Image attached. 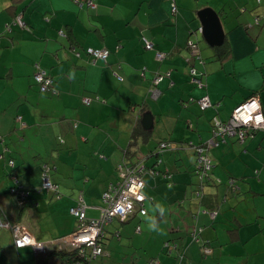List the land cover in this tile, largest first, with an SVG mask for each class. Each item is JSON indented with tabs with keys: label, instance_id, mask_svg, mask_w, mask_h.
Wrapping results in <instances>:
<instances>
[{
	"label": "crops",
	"instance_id": "0c3cea01",
	"mask_svg": "<svg viewBox=\"0 0 264 264\" xmlns=\"http://www.w3.org/2000/svg\"><path fill=\"white\" fill-rule=\"evenodd\" d=\"M226 4L192 9L178 0H0V264L20 260L12 229L20 227L47 247L36 255L29 246L36 260L57 264L49 253L68 248L76 228L71 209L82 205L88 217V209L101 216L118 167L140 161L156 171L144 177L147 214L106 228L99 264H146L152 258L160 264H264V154L251 150L264 147V131L209 148L214 168L204 184L194 173L192 145L209 144L214 118L228 121L252 96H259L264 112V1ZM205 9L220 15L221 46L200 42L198 14ZM19 17L25 26L16 23ZM191 41L199 59L189 58ZM223 45L230 55L222 60L217 49ZM89 48L110 56L93 62ZM158 53L167 57L159 61ZM36 65L54 79L53 91H39ZM192 68L202 88L192 83ZM158 74L163 79L153 85ZM86 97L93 99L89 106ZM203 98L210 108L201 107ZM147 113L153 115L151 131L142 125ZM136 125L142 133L127 155ZM163 141L179 147L159 157ZM45 167L58 193L43 189ZM252 171L256 183L249 182ZM232 181L239 191L231 190ZM13 187L31 190L27 204L20 206ZM158 204L164 215L155 211ZM153 219L164 234L150 229ZM194 232L201 242L193 240Z\"/></svg>",
	"mask_w": 264,
	"mask_h": 264
},
{
	"label": "built area",
	"instance_id": "2783aa9c",
	"mask_svg": "<svg viewBox=\"0 0 264 264\" xmlns=\"http://www.w3.org/2000/svg\"><path fill=\"white\" fill-rule=\"evenodd\" d=\"M263 1L264 0H257V3L261 5ZM88 6L94 7V4L90 1ZM172 10L174 13L177 11L175 4L172 6ZM16 23H19L20 26H25L21 20V17L16 20ZM256 23L260 24L261 20L256 19ZM60 34L64 35L62 31ZM142 41L146 48L150 50L154 48V45L149 42L147 38L143 37ZM188 51L189 58L191 60L199 59L200 51L196 42L191 41L188 44ZM85 52L90 57V59L93 60V62H106L110 56V51L106 49L97 50L89 48ZM76 54L77 56H80V53L77 51ZM166 57L167 55L165 53H158L157 55V59L159 61L164 60ZM141 76L145 77V73L143 72ZM190 76L194 85L200 88L204 86L201 77H199L197 71L194 68L191 69ZM33 77L41 93L53 91L55 84L54 79L49 77L46 71L43 70L39 65H36V72L34 73ZM162 79L163 76L158 74L153 80V85H157ZM96 100L99 101V97H96ZM253 101L259 103L260 112L264 113L259 96H252L234 109L228 121L223 122L218 118L213 119V137L212 140L209 141V144L195 149L192 146L197 156V175L200 179H202L201 181H203V178L208 177L209 173L214 168L213 162L208 155L209 148L224 143L227 138L236 137L238 141L244 142L253 138L255 133L264 131V124L257 128L254 126V123H249L247 125L243 123V120L246 118L247 111L250 110L245 108V105L250 106ZM92 102V98L86 97L83 99V103L86 106H89ZM199 103L203 109L210 108L212 106L208 98L201 99ZM255 114L257 113H254V115ZM17 119L18 121H21V117H18ZM23 126H25L24 123ZM171 149L172 148L168 142H161L158 146L157 152L159 154H163L167 150ZM9 164L12 167L14 166L13 161H10ZM47 173L48 170L46 169L45 173L43 174V189L52 193H58V186L51 182ZM118 173L119 177L117 181L110 183L103 195L105 207L101 209V216L99 219L89 218L86 214L85 206L80 205L71 209V215L76 219L75 231L67 239L69 245L67 249L74 251L76 257V261L72 262V264H94L95 260L104 255V239L106 236V228L114 220L124 222L130 219L137 212L143 216L147 214L144 206V202L146 200V196L143 193L145 187L144 177L149 173L153 174V172L147 169L143 161H140L136 164H128L124 162L118 167ZM15 180L17 182L16 178ZM13 193L17 194L18 203L20 206H23L27 204L31 190L20 188L17 191L14 190ZM4 226L11 228L8 222L5 223ZM20 228H12L14 233L15 247L17 249H24L31 246L34 247L36 255L45 254L47 247L44 244L37 243L34 238L29 235V233L22 231ZM192 236L194 241L201 242L197 232H194ZM25 238H27L30 243L24 247H18V242L23 243ZM165 245L168 249H177V245H171L169 242H167ZM203 252L205 255L211 254V250L207 247H203ZM182 258L183 256H181V259ZM146 264H160V261L154 258L150 259Z\"/></svg>",
	"mask_w": 264,
	"mask_h": 264
},
{
	"label": "rangeland",
	"instance_id": "374dc122",
	"mask_svg": "<svg viewBox=\"0 0 264 264\" xmlns=\"http://www.w3.org/2000/svg\"><path fill=\"white\" fill-rule=\"evenodd\" d=\"M182 5H183V3H186V5H187V7H189V8H192V9H196L197 7H201V6H203V5H206V4H209V3H211V5H214V6H219L218 8H222V7H224V5L226 4V2H229L230 0H178ZM255 2V1H254ZM254 2H252L253 4H254ZM227 5V4H226ZM177 6H179V7H181V5L180 4H177ZM185 6V5H184ZM257 6V5H256ZM194 21L196 22V23H199V21L198 20H196V19H194ZM200 42L202 43V45L204 44H206V42H205V40L203 39V36H202V34L200 33ZM207 45V44H206ZM212 138V134L210 135V138H209V140ZM262 137H261V135L260 134H258V136L256 137V139L257 140H260ZM257 143V142H256ZM262 146H263V144H262ZM254 150L259 156H261V155H263L264 154V147L263 148H261V149H258V147L256 146V147H254V148H251V150ZM262 164H263V161H262V163H261V166H262ZM253 172V171H252ZM253 174H254V176H253V178L252 179H249L250 181L249 182H253V183H256L257 182V175L255 174V172H253ZM118 177H119V173H117V176H116V180L115 181H117V179H118ZM107 190V189H106ZM45 191V190H44ZM95 206H100V203H98L97 205L96 204H94ZM104 205H105V203H104ZM105 207V206H104ZM87 212H88V215H89V217H91V218H99L100 216V213H99V210H95V209H88L87 210ZM43 219V222L44 223H48L49 222V217H43L42 218ZM50 226H51V224H50ZM25 250V251H24ZM20 256H21V258H20V260L19 259H17V263L16 264H40L37 260H36V257H35V254H34V252H33V250H32V248L31 247H29V248H26V249H22V252L20 253ZM101 259H103L102 258V256L101 257H99L98 258V260H95L94 261V264H99L100 262H101ZM99 262V263H98Z\"/></svg>",
	"mask_w": 264,
	"mask_h": 264
},
{
	"label": "trees",
	"instance_id": "16d2710c",
	"mask_svg": "<svg viewBox=\"0 0 264 264\" xmlns=\"http://www.w3.org/2000/svg\"><path fill=\"white\" fill-rule=\"evenodd\" d=\"M188 46V45H187ZM188 49V48H187ZM230 55V50H229V48L228 47H226L225 45H223L222 47H220L219 49H217V57L219 58V59H226V58H228V56ZM223 122H225V121H223ZM259 132H261V131H259ZM141 130L139 129V127H138V125H136L135 127H134V129H133V132H132V136H131V141H130V144H129V148H128V150H127V152H126V154L127 155H130V154H132V153H134L133 152V149L136 147V144H137V140H138V136H140L141 135ZM258 133V132H257ZM257 133H255L254 134V136L257 134ZM235 139H237L236 137H234ZM238 140V139H237ZM163 142H167V141H163ZM169 143V145L171 146V150H174V148H177L178 149V145L179 144H173V143H171V142H168ZM160 144V143H159ZM181 145V144H180ZM193 147H194V149L195 148H198V147H202L203 146V144H200V145H197V146H195V145H192ZM167 151H170V150H167ZM166 151V152H167ZM194 152H195V150H194ZM196 154V153H195ZM157 156H159L160 157V155L161 154H159L158 152H157V154H156ZM196 159H197V156H196ZM211 161H212V159H211ZM14 162V161H13ZM160 162H161V160H160ZM213 162V161H212ZM145 165V164H144ZM148 169V168H147ZM149 171H152L153 172V174H156V171L153 169H148ZM197 172H198V163H197V161H196V166H195V169H194V173L197 175ZM212 172V171H211ZM198 176V175H197ZM199 177V176H198ZM209 177H206V178H203V181H206V179H208ZM200 179V178H199ZM200 180H202V179H200ZM203 181H200L201 182V184H204V182ZM230 187L232 188L231 190L233 191V192H237V191H239V188H238V186L235 184V181H232L231 183H230ZM14 190H19V188L18 187H13L12 189H11V193L13 194V195H17V194H15V193H13V191ZM144 193V192H143ZM201 193V192H200ZM200 196V195H199ZM17 201H18V199H17ZM49 255H50V257H55L56 259H57V264H72V262H74V261H76V257H75V253H74V251H71V250H69V249H63V250H60V249H57V250H53V251H51L50 253H49ZM152 259H154V258H152Z\"/></svg>",
	"mask_w": 264,
	"mask_h": 264
},
{
	"label": "water",
	"instance_id": "95a60500",
	"mask_svg": "<svg viewBox=\"0 0 264 264\" xmlns=\"http://www.w3.org/2000/svg\"><path fill=\"white\" fill-rule=\"evenodd\" d=\"M201 28L200 32L205 41L212 47L221 46L224 42V31L220 15L213 9H205L198 14ZM143 127L151 131L153 128V115L151 113L142 116Z\"/></svg>",
	"mask_w": 264,
	"mask_h": 264
},
{
	"label": "clouds",
	"instance_id": "9594fccd",
	"mask_svg": "<svg viewBox=\"0 0 264 264\" xmlns=\"http://www.w3.org/2000/svg\"><path fill=\"white\" fill-rule=\"evenodd\" d=\"M245 108L250 109L249 111H247L246 113V118L243 120V123L245 125L249 124V123H254V126L259 128L262 124H264V113L260 112V105L258 102L253 101L252 104L249 105H245ZM254 113H257L254 115ZM155 211H158L161 215H164L166 212V208L164 206L161 205H157ZM150 229L153 232H159L160 234H164L163 229H158L156 228V222L155 219H153L150 223ZM28 243H30V241L27 240V238H25V241L23 243L18 242V247H24L26 246ZM34 243V242H33Z\"/></svg>",
	"mask_w": 264,
	"mask_h": 264
}]
</instances>
